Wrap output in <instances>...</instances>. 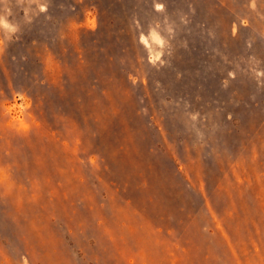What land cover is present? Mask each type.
<instances>
[{"label": "rangeland", "instance_id": "rangeland-1", "mask_svg": "<svg viewBox=\"0 0 264 264\" xmlns=\"http://www.w3.org/2000/svg\"><path fill=\"white\" fill-rule=\"evenodd\" d=\"M0 264H264V0H0Z\"/></svg>", "mask_w": 264, "mask_h": 264}]
</instances>
